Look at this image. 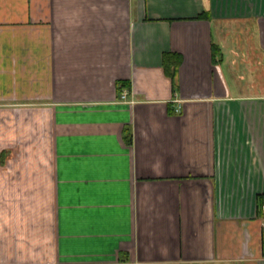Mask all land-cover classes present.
Wrapping results in <instances>:
<instances>
[{"label": "crops", "instance_id": "1", "mask_svg": "<svg viewBox=\"0 0 264 264\" xmlns=\"http://www.w3.org/2000/svg\"><path fill=\"white\" fill-rule=\"evenodd\" d=\"M263 205L264 0H0V264H264Z\"/></svg>", "mask_w": 264, "mask_h": 264}, {"label": "built area", "instance_id": "2", "mask_svg": "<svg viewBox=\"0 0 264 264\" xmlns=\"http://www.w3.org/2000/svg\"><path fill=\"white\" fill-rule=\"evenodd\" d=\"M126 94L123 95V98H125ZM177 111H180V108L177 109ZM262 209L264 210V205L262 206Z\"/></svg>", "mask_w": 264, "mask_h": 264}]
</instances>
